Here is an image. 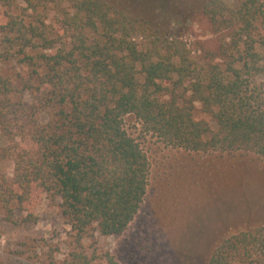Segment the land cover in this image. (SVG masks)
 <instances>
[{"label":"trees","instance_id":"obj_1","mask_svg":"<svg viewBox=\"0 0 264 264\" xmlns=\"http://www.w3.org/2000/svg\"><path fill=\"white\" fill-rule=\"evenodd\" d=\"M0 5V60L18 57L22 88L39 93L16 134L32 147L0 144V160L13 165L11 177L0 171L4 206L23 210L37 192L45 193L78 238L92 227L101 235L121 234L140 207L150 170L145 151L125 128L131 114L173 147L247 150L264 158V0L205 2L203 15L220 43L215 62L203 67L184 41L159 37L109 0ZM140 36L150 44L139 46ZM16 87L0 75V95ZM8 101L0 98L4 131L6 120H19ZM196 101L216 129L194 118ZM42 111L45 121L36 118ZM0 136L10 141L5 132ZM58 264L121 263L93 248L72 251ZM208 264H264V226L223 237Z\"/></svg>","mask_w":264,"mask_h":264},{"label":"rangeland","instance_id":"obj_2","mask_svg":"<svg viewBox=\"0 0 264 264\" xmlns=\"http://www.w3.org/2000/svg\"><path fill=\"white\" fill-rule=\"evenodd\" d=\"M109 1L144 21L159 37L184 41L198 67L215 62L220 36L203 15L207 0ZM4 10L0 5V20L5 19ZM137 40L141 47L150 44L147 36ZM4 48L3 43L0 51ZM0 75L17 86L0 98L9 99L19 119L4 122L8 131L0 129V135L5 132L10 141L0 136V144L29 149L30 140L16 134L27 123L39 93L22 88L24 70L18 57L0 60ZM193 113L216 129L200 102L194 103ZM36 118L45 121L47 113L36 112ZM124 124L150 165L145 195L126 229L119 235H101L92 227L78 238L61 217L57 201L45 193L37 192L23 210L0 202V264H58L72 251L93 248L109 252L121 264H208L223 237L264 226V158L247 150L196 152L173 147L147 133L132 114L124 117ZM12 170L11 162L0 160L1 172L11 177Z\"/></svg>","mask_w":264,"mask_h":264}]
</instances>
